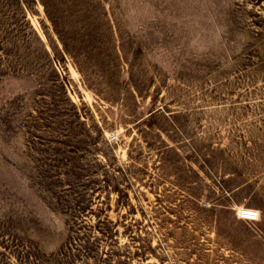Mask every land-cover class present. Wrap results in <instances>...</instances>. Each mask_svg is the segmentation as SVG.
Masks as SVG:
<instances>
[{
	"label": "rangeland",
	"instance_id": "1",
	"mask_svg": "<svg viewBox=\"0 0 264 264\" xmlns=\"http://www.w3.org/2000/svg\"><path fill=\"white\" fill-rule=\"evenodd\" d=\"M0 264H264V0H0Z\"/></svg>",
	"mask_w": 264,
	"mask_h": 264
},
{
	"label": "built area",
	"instance_id": "2",
	"mask_svg": "<svg viewBox=\"0 0 264 264\" xmlns=\"http://www.w3.org/2000/svg\"><path fill=\"white\" fill-rule=\"evenodd\" d=\"M116 139V138H114ZM113 139V140H114ZM236 218L240 221H256L259 218V214L257 211L253 209H248L244 207H239L235 211Z\"/></svg>",
	"mask_w": 264,
	"mask_h": 264
}]
</instances>
